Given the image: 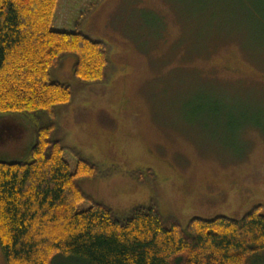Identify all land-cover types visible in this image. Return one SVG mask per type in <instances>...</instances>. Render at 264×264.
Returning <instances> with one entry per match:
<instances>
[{
	"label": "rangeland",
	"instance_id": "1",
	"mask_svg": "<svg viewBox=\"0 0 264 264\" xmlns=\"http://www.w3.org/2000/svg\"><path fill=\"white\" fill-rule=\"evenodd\" d=\"M55 28L108 48L102 82L75 78L72 55L50 70L72 91L52 139L71 171L80 159L99 170L79 180L77 211L153 203L182 227L264 215V0H59ZM43 121L0 115V160L26 161Z\"/></svg>",
	"mask_w": 264,
	"mask_h": 264
},
{
	"label": "trees",
	"instance_id": "2",
	"mask_svg": "<svg viewBox=\"0 0 264 264\" xmlns=\"http://www.w3.org/2000/svg\"><path fill=\"white\" fill-rule=\"evenodd\" d=\"M59 0H0V115L41 114L26 161L0 160V253L4 264H53L57 255L84 264H264L260 206L242 218H192L185 227L157 206H138L125 217L86 198L81 178L99 170L80 159L69 168L52 139L56 110L71 87L50 70L75 57L73 75L102 82L108 48L79 30L55 28Z\"/></svg>",
	"mask_w": 264,
	"mask_h": 264
},
{
	"label": "flooded vegetation",
	"instance_id": "3",
	"mask_svg": "<svg viewBox=\"0 0 264 264\" xmlns=\"http://www.w3.org/2000/svg\"><path fill=\"white\" fill-rule=\"evenodd\" d=\"M11 130H12L11 128L6 129L7 133H11ZM6 131H4V132L6 133Z\"/></svg>",
	"mask_w": 264,
	"mask_h": 264
}]
</instances>
